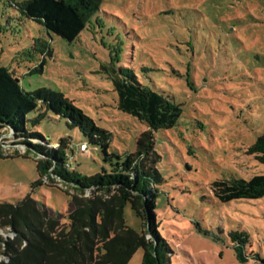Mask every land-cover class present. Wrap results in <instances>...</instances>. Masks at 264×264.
<instances>
[{
	"label": "rangeland",
	"instance_id": "rangeland-1",
	"mask_svg": "<svg viewBox=\"0 0 264 264\" xmlns=\"http://www.w3.org/2000/svg\"><path fill=\"white\" fill-rule=\"evenodd\" d=\"M17 1L22 0H0V65L26 91L44 86L62 92L109 133L107 151L115 156L104 160L98 145L51 111L35 125L31 120L38 112L28 114L27 127L49 142L69 136L73 154L67 169L78 176L108 171L133 152L148 127L116 106L110 78L100 68L115 54L116 64L132 68L182 109L173 127L152 134L163 179L156 184L155 221L170 249L166 264H259L264 194L221 203L211 184L264 173V162L248 152L264 132V0H102L73 41L21 17L11 5ZM33 36L45 39L50 52L30 55ZM80 142L86 150L78 149ZM37 178L32 155L0 157V200L29 194L67 222L64 186H32ZM124 217L128 226L143 228L129 203ZM232 230L247 234L244 263L235 257ZM142 254L139 247L126 264H141Z\"/></svg>",
	"mask_w": 264,
	"mask_h": 264
},
{
	"label": "trees",
	"instance_id": "trees-1",
	"mask_svg": "<svg viewBox=\"0 0 264 264\" xmlns=\"http://www.w3.org/2000/svg\"><path fill=\"white\" fill-rule=\"evenodd\" d=\"M101 1L22 0L11 5L21 17L41 24L47 33L73 41ZM49 52L45 39L32 37L30 55ZM44 60L43 57L39 62V69ZM117 61L118 57L110 54L109 61L100 65L110 78L116 106L148 128L137 137L135 150L123 160L111 163L108 171L102 169L88 176H78L73 169H67V157L73 154L70 137L47 141L40 132L27 127V115L38 112L31 125L38 123L47 111L64 118L90 144L98 145L104 160L111 162L115 155L107 151L109 133L96 126L62 92L44 86L26 91L13 71L0 65V157L32 155L38 174L32 186L60 183L69 195L67 222L29 194L14 202L0 200V264H126L139 247L143 249L141 264H166L170 249L159 235L155 221L156 184L163 179L155 165L160 155L154 149L152 134L173 127L182 109L169 94L151 88L132 68L118 65ZM7 133L10 138L5 137ZM80 144L87 149L85 142ZM248 152L264 162V132ZM211 192L221 203L258 198L264 194V173L248 179L215 180ZM128 203L143 228L136 230L127 225L124 207ZM229 238L237 261L244 263L248 257L244 248L247 234L232 230ZM257 259L264 264V259Z\"/></svg>",
	"mask_w": 264,
	"mask_h": 264
},
{
	"label": "built area",
	"instance_id": "built-area-1",
	"mask_svg": "<svg viewBox=\"0 0 264 264\" xmlns=\"http://www.w3.org/2000/svg\"><path fill=\"white\" fill-rule=\"evenodd\" d=\"M79 149H80V150H85V149H86V147H85V145H84V144H80V146H79Z\"/></svg>",
	"mask_w": 264,
	"mask_h": 264
}]
</instances>
